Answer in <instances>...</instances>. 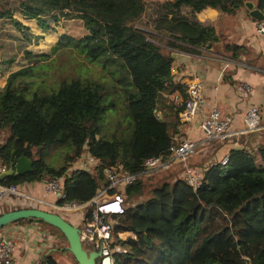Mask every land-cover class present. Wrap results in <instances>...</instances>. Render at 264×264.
<instances>
[{
    "label": "trees",
    "instance_id": "obj_1",
    "mask_svg": "<svg viewBox=\"0 0 264 264\" xmlns=\"http://www.w3.org/2000/svg\"><path fill=\"white\" fill-rule=\"evenodd\" d=\"M18 1V10H0V19H11L18 30L23 24L14 18L16 12L45 30L51 28L48 19L82 21L87 32L77 45L89 60L110 63L121 74L119 82L133 88L127 90L133 121L130 140L101 135L100 121L107 107L100 82L64 79L54 91H32L26 83L32 69L26 68L12 73L0 89V134L9 133L0 158L9 168L14 165L13 152L15 160L25 156L33 161L31 173L10 174L1 183L24 186L44 183L47 176L65 177L67 200L87 203L109 186L104 168L122 166L130 174L140 175L147 159H169L184 110L173 96L186 98L185 85L173 77L171 52L199 53L219 41L214 25L199 22L198 13L213 8L236 15L252 0H171L161 4L164 14L157 20L156 31L166 46L137 27L148 9L145 0ZM255 1L264 12V0ZM227 50L235 57L247 52L239 46ZM165 107L169 114L163 112ZM52 145L71 150L60 168L44 159V150ZM85 147L101 162L94 173L73 167ZM228 156L225 165L218 161L204 171L190 164L202 172L198 188L181 177L149 190L155 182L148 176L126 186V199L134 204L123 215L113 216L115 239L127 248V253L116 256V264H264V144L233 149ZM115 192L117 189L111 191ZM120 233L133 237L123 241ZM60 250L51 249L40 264H59L55 254Z\"/></svg>",
    "mask_w": 264,
    "mask_h": 264
},
{
    "label": "crops",
    "instance_id": "obj_2",
    "mask_svg": "<svg viewBox=\"0 0 264 264\" xmlns=\"http://www.w3.org/2000/svg\"><path fill=\"white\" fill-rule=\"evenodd\" d=\"M197 20L203 24L214 25L219 41L199 49V53L173 50L171 55L180 53L190 56L189 62L182 65L172 58V73L177 83L186 85L194 77H200L204 83V105L201 113L192 123L182 124L180 135L175 137L190 139L199 144L198 152L189 164H196L204 171L209 165L228 156L233 149H251L264 144V38L257 34L259 21L250 16L246 7L236 15L223 14L216 9L207 8L197 14ZM154 34L159 36L158 33ZM228 46H239L247 52H241V56L235 57L233 52L227 50ZM244 84L251 87L248 98L244 97L241 90ZM252 106L261 110L262 129L242 137L232 136L231 134L244 130V115ZM213 108H218L223 115L232 116L233 122L229 132L231 136L208 141L199 124ZM163 112L169 114V109L165 107ZM160 116L163 117L161 112ZM172 165L173 163L169 169ZM21 189L33 196L42 197L45 184H25ZM46 199L50 202L56 200L53 196ZM10 200L6 199L8 204ZM3 205L4 202L0 203V212L5 211ZM69 220L75 227H79L80 220L77 215H70ZM4 231L15 248L14 264H40L42 258L57 242V235L36 223L11 224L5 227Z\"/></svg>",
    "mask_w": 264,
    "mask_h": 264
},
{
    "label": "rangeland",
    "instance_id": "obj_3",
    "mask_svg": "<svg viewBox=\"0 0 264 264\" xmlns=\"http://www.w3.org/2000/svg\"><path fill=\"white\" fill-rule=\"evenodd\" d=\"M145 1L148 9L143 19L137 23V27L148 32L154 41L165 45V39L160 40V37L154 33H158L156 31V23L159 16L164 14V11L160 10V5L166 4V2L171 0ZM18 6V0H0V10H18ZM14 18L23 24L21 30L14 26L11 19H0V89L5 87L7 78L12 73L26 68L32 69L26 78V83L32 91L35 89L46 92L54 91L59 88L61 81L64 79L81 78L100 82L104 87L105 93L103 104L107 107L100 121L101 135L109 139L117 137L130 140L133 131V121L128 110L127 90L133 91V88L124 82H119L121 74L110 63L104 60H89L82 47L77 45V42L87 32L84 23L70 17H62L57 22L48 19L51 28L45 30L40 27L37 21L27 20L18 12L14 14ZM19 85L22 87L26 84L19 83ZM158 115L160 116V113ZM8 137L9 133L4 131L0 134V141H4L5 144ZM85 150L87 149L85 148ZM35 153L37 156V151ZM70 153L71 150L68 146L52 145L44 150V159L50 166L60 168L65 164L66 158ZM84 153H87V151ZM172 163L173 165L170 169H158L148 176L149 180L155 182L154 185L148 188L149 190L161 182H173L178 178H183L186 165H181L174 161ZM10 201V204L6 200L3 201L5 212L28 208L26 204L13 205L14 197H11ZM136 201L138 200L136 199ZM133 204L128 199L127 208H130ZM36 208L46 210L38 204ZM64 214H66L64 218L68 221L70 215H75L73 212ZM26 223L34 224L29 221L21 222L20 224ZM112 223L115 225L116 220L113 219ZM39 225L57 235V242L53 245V249H64V251L60 250L55 254L58 263L78 264L73 255L66 250L69 244L62 233L54 229V227H49L45 224ZM4 229L2 228L1 230L4 231ZM129 237H133V235L125 233L122 235L121 240L126 241ZM84 247L89 251L92 250V247L86 243ZM98 263L101 264V259H98Z\"/></svg>",
    "mask_w": 264,
    "mask_h": 264
},
{
    "label": "built area",
    "instance_id": "obj_4",
    "mask_svg": "<svg viewBox=\"0 0 264 264\" xmlns=\"http://www.w3.org/2000/svg\"><path fill=\"white\" fill-rule=\"evenodd\" d=\"M257 34L264 38V20L259 21ZM243 95L248 98L251 93V87L244 84L241 87ZM204 83L200 77H194L185 85L186 98L181 95H174L173 100L184 107L181 114L183 124L192 123L201 113L204 105L203 98ZM262 113L259 107H250L244 115L245 128L242 131L231 134L237 137L248 133H254L262 129ZM232 116L223 115L218 108H213L208 115L199 124L200 129L206 136L208 141L222 140L228 136ZM4 141H0V148ZM199 144L190 139L177 138L169 148V159L163 161L162 158H150L144 163L146 170L143 174L132 175L122 166H112L104 168V175L109 182V186L99 190L93 200L87 203L77 201H68L67 194L64 189L65 177L51 178L47 176L44 180L45 189L42 197L33 196L22 191V186L5 185L0 179V203L7 198L14 197L13 205H25L28 208H36L37 204L43 206L47 211H53L60 215L73 212L79 217L81 227V239L83 245L86 243L92 247L90 251L101 253V264L109 259V264H116V256L118 254L127 253V248L115 239L114 224L112 223L114 215H123L127 209V199L124 193L126 186L133 184L143 176H149L158 169H167L174 161L184 164L185 169L183 178L193 186L198 188L202 181V172L188 164L198 152ZM87 153H84L73 165L90 173H94L96 168L101 164L100 160L92 157L85 147ZM229 156H225L222 164L228 162ZM10 168L0 158V178L9 172ZM117 189V192L111 193ZM53 196L55 202H50L46 198ZM63 202L62 204L59 203ZM11 203V201H10ZM80 225V224H79ZM125 233L118 234L121 239ZM36 239V238H35ZM37 238L36 240H38ZM51 241V238H49ZM15 248L10 242V238L5 231L0 229V264H14Z\"/></svg>",
    "mask_w": 264,
    "mask_h": 264
},
{
    "label": "water",
    "instance_id": "obj_5",
    "mask_svg": "<svg viewBox=\"0 0 264 264\" xmlns=\"http://www.w3.org/2000/svg\"><path fill=\"white\" fill-rule=\"evenodd\" d=\"M245 7L249 10L253 19L257 21L264 20V12L258 8L255 0L246 2ZM171 57L177 60L180 65L190 60V56L180 53H173ZM11 161L14 164L13 167L0 178L1 180L10 174L23 176L33 171V161L30 158L23 156L15 160V152H13ZM20 220H28L36 224H48L58 229L65 235L69 244L66 249L71 252L78 264H99L98 259L101 258V253L85 249L81 239V229L75 227L60 214L38 208L18 209L8 212L3 210L0 212V229ZM102 264H109V259H106Z\"/></svg>",
    "mask_w": 264,
    "mask_h": 264
}]
</instances>
